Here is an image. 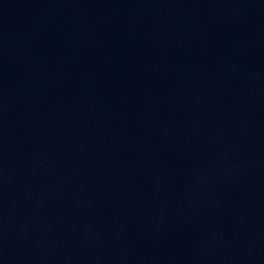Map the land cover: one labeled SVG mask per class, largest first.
Instances as JSON below:
<instances>
[{"label":"water","instance_id":"95a60500","mask_svg":"<svg viewBox=\"0 0 264 264\" xmlns=\"http://www.w3.org/2000/svg\"><path fill=\"white\" fill-rule=\"evenodd\" d=\"M0 264H264V0H0Z\"/></svg>","mask_w":264,"mask_h":264}]
</instances>
